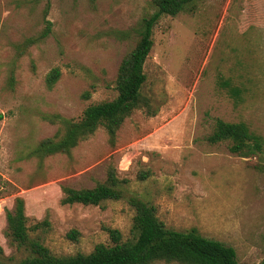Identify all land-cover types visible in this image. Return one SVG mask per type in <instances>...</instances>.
Masks as SVG:
<instances>
[{
	"label": "rangeland",
	"instance_id": "obj_1",
	"mask_svg": "<svg viewBox=\"0 0 264 264\" xmlns=\"http://www.w3.org/2000/svg\"><path fill=\"white\" fill-rule=\"evenodd\" d=\"M153 11L152 0H0V264L28 254L6 234L17 197L30 237L54 256L112 245L110 228L133 240L126 198L62 203L63 187L93 188L110 167L127 180L124 195L153 205L167 228L218 240L239 264L264 259V161L207 140L222 119L244 123L264 143V0H193L162 15L141 105L114 141L99 126L68 154H33L42 139L62 134L61 119L76 121L87 106L116 97L119 64ZM54 68L60 74L48 86Z\"/></svg>",
	"mask_w": 264,
	"mask_h": 264
},
{
	"label": "trees",
	"instance_id": "obj_2",
	"mask_svg": "<svg viewBox=\"0 0 264 264\" xmlns=\"http://www.w3.org/2000/svg\"><path fill=\"white\" fill-rule=\"evenodd\" d=\"M154 11L142 20L139 38L135 46L121 60L117 76V95L110 101L87 106L82 117L76 121L61 119L63 132L59 136L42 139L33 154L45 157L56 153L68 154L79 141L92 135L99 126L104 127L110 142L114 141L117 129L124 119L141 105V88L146 81L145 60L152 48V28L162 15L175 16L186 10L193 0H152ZM54 68L47 76L48 86L59 77ZM229 85V83H226ZM230 86V85H229ZM239 91L231 87V93ZM211 144L228 141V150L241 157L260 155L264 161V143L259 135L250 132L244 123L215 119L211 133L207 136ZM147 173H141L145 179ZM126 179H119L110 167L107 179L93 188L74 189L63 187V204L80 203L98 205L111 199L126 198L133 207V231L135 238L122 241L117 229H107L112 245L99 243L88 254L77 253L69 256H54L38 240L30 237L25 204L21 197L15 198L13 209L7 210L6 234L17 244L28 250L25 258L14 264H150L155 260L176 261L182 264H239L235 250L224 243L206 238L195 229L177 231L169 229L157 217L153 205L133 194L124 195L121 187ZM48 224L47 221H43ZM76 230L68 236L75 239ZM3 250L0 247V256ZM260 264H264V259Z\"/></svg>",
	"mask_w": 264,
	"mask_h": 264
}]
</instances>
